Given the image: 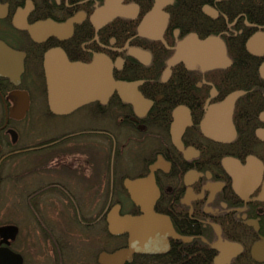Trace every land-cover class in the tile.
Segmentation results:
<instances>
[{
  "label": "flooded vegetation",
  "instance_id": "obj_1",
  "mask_svg": "<svg viewBox=\"0 0 264 264\" xmlns=\"http://www.w3.org/2000/svg\"><path fill=\"white\" fill-rule=\"evenodd\" d=\"M2 226L0 264H264V0H0Z\"/></svg>",
  "mask_w": 264,
  "mask_h": 264
},
{
  "label": "water",
  "instance_id": "obj_2",
  "mask_svg": "<svg viewBox=\"0 0 264 264\" xmlns=\"http://www.w3.org/2000/svg\"><path fill=\"white\" fill-rule=\"evenodd\" d=\"M174 60H172V61H174ZM69 66L67 65V67H65L63 70H60L59 81L56 84L49 87L50 95H51V91H52L51 88H52L53 89L52 93L64 96V100H66L68 102L72 101V99L68 100L66 98V94L68 95V94L72 93V91L69 89V86L72 84V81H74V80H72V81L69 80V73H67ZM73 69L76 70L77 68L74 67ZM110 77L111 76H110L109 72L107 71L106 72V83H107L108 87L111 86L110 82H109ZM74 85H77V81H74ZM82 85L84 87L87 86L84 84V81L82 82ZM69 91H71V92H69ZM73 91L75 92V89H73ZM108 93H110V92L107 91V94ZM128 188H130V186H128ZM115 219H116V213L111 212L108 216L109 229L111 232L114 231V222L116 221ZM122 220L126 222L124 229L130 232V230L132 229V225H133V224H129L131 219H127L126 217H123ZM146 220H147V213L144 212L143 217L138 220L139 222H141L140 227H139L140 229L144 230L146 228V226L143 224V222L144 221L146 222ZM16 232H17V228L13 227V226H2V227H0V236H2V237H5V236L14 237L16 235Z\"/></svg>",
  "mask_w": 264,
  "mask_h": 264
},
{
  "label": "rangeland",
  "instance_id": "obj_3",
  "mask_svg": "<svg viewBox=\"0 0 264 264\" xmlns=\"http://www.w3.org/2000/svg\"><path fill=\"white\" fill-rule=\"evenodd\" d=\"M16 171H17V169H16ZM16 214H17L18 216H20V212H16ZM17 215H16V216H17Z\"/></svg>",
  "mask_w": 264,
  "mask_h": 264
}]
</instances>
